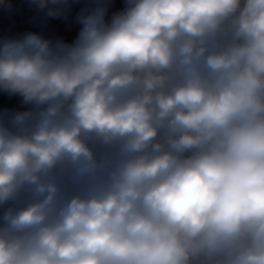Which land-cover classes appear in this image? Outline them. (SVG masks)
Segmentation results:
<instances>
[{
	"label": "clouds",
	"instance_id": "1",
	"mask_svg": "<svg viewBox=\"0 0 264 264\" xmlns=\"http://www.w3.org/2000/svg\"><path fill=\"white\" fill-rule=\"evenodd\" d=\"M0 264H264V0H0Z\"/></svg>",
	"mask_w": 264,
	"mask_h": 264
}]
</instances>
